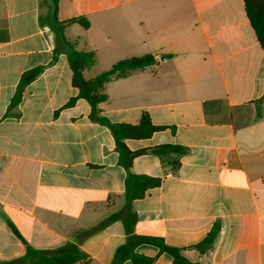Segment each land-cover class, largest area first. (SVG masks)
<instances>
[{
    "label": "crops",
    "instance_id": "1",
    "mask_svg": "<svg viewBox=\"0 0 264 264\" xmlns=\"http://www.w3.org/2000/svg\"><path fill=\"white\" fill-rule=\"evenodd\" d=\"M51 0H0V262L35 249L74 242L73 234L103 227L79 243L76 264H111L126 239V171L109 129L89 118L77 98L67 56L55 54L46 20ZM75 49L93 52L91 79L115 62L151 54L155 64L105 85L98 104L111 122L136 125L147 114L162 127L127 139L130 151L185 148L165 161L134 157L131 174L159 180L132 202L134 233L161 238L193 264H264V51L243 0H58ZM42 72L10 106L22 74ZM114 220L108 221L109 218ZM214 226L210 248H195ZM135 252L152 264H174L149 245ZM121 264H131L129 260Z\"/></svg>",
    "mask_w": 264,
    "mask_h": 264
},
{
    "label": "trees",
    "instance_id": "2",
    "mask_svg": "<svg viewBox=\"0 0 264 264\" xmlns=\"http://www.w3.org/2000/svg\"><path fill=\"white\" fill-rule=\"evenodd\" d=\"M57 2L58 0H51L49 6L51 15L46 20V23L49 24L55 34L54 59L55 54L60 52L67 56L68 65L72 73L71 84L78 91L77 96L70 99L65 106H71L77 98H83L89 104L91 109L89 118L109 129L118 153V163L127 173L124 181V216L120 219L124 227L126 239L115 250L111 264H121L126 260H129L131 264H152L154 258L135 252L136 247L139 245L156 247L160 254L165 253L170 256L174 264H193L180 254V249L167 246L161 238L135 234L134 224L137 217L131 207L134 200L142 198L148 189L159 185V180L156 178L131 174L129 172L134 157L148 152L165 161L171 153L177 156L183 155L185 148L179 145H160L148 150L130 151L124 142L125 140L149 138L155 131L162 129V127L153 125L147 114H142L139 123L136 125L111 122L106 117L101 116L98 109V104L105 102L108 98L105 93V85L108 82L125 78L134 72L142 71L154 65V56L146 54L139 57L125 58L115 62L109 69L100 72L93 78L84 79V70L96 64L95 55L93 52L77 51L75 43L64 37L63 28L66 24L78 23L84 29H87L89 23L84 17L70 19L65 22L58 21L56 17ZM243 3L250 26L255 33L261 49L264 51V0H243ZM42 70V67H36L22 74L10 106H15L20 102L24 88L39 76ZM263 102L264 92L256 100V103L260 105ZM114 219L115 217H111L108 221ZM7 223L16 237L25 245V253L21 257L2 261L0 264H76L87 258V255L79 248V243L103 227V224H100L88 230L76 231L73 234L74 242H68L55 249H35L25 242L9 221ZM217 233L218 226H214L195 248L200 252L206 251L212 245Z\"/></svg>",
    "mask_w": 264,
    "mask_h": 264
}]
</instances>
